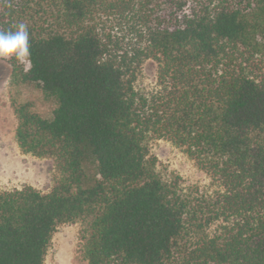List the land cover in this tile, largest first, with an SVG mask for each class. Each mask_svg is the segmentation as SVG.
Segmentation results:
<instances>
[{
	"label": "trees",
	"instance_id": "obj_1",
	"mask_svg": "<svg viewBox=\"0 0 264 264\" xmlns=\"http://www.w3.org/2000/svg\"><path fill=\"white\" fill-rule=\"evenodd\" d=\"M30 31L14 103L19 146L52 156L51 191L0 190V264H45L56 227L86 219L87 264H264V0H0ZM147 60L160 90L136 82ZM183 148L212 192L164 180L153 139Z\"/></svg>",
	"mask_w": 264,
	"mask_h": 264
},
{
	"label": "rangeland",
	"instance_id": "obj_2",
	"mask_svg": "<svg viewBox=\"0 0 264 264\" xmlns=\"http://www.w3.org/2000/svg\"><path fill=\"white\" fill-rule=\"evenodd\" d=\"M14 64L19 63L0 60V190L29 185L47 193L63 174L54 157L37 156L19 146L16 137L19 120L13 104L30 103L34 111L51 118L58 103L55 98L47 97L37 83L19 82L14 75ZM136 86L148 94L160 90L157 62L147 60L144 63ZM150 150L157 157V170L164 180L176 182L188 192L214 190L211 177L172 141L153 139ZM88 234L86 219L59 224L53 233L45 264H87L84 244Z\"/></svg>",
	"mask_w": 264,
	"mask_h": 264
},
{
	"label": "clouds",
	"instance_id": "obj_3",
	"mask_svg": "<svg viewBox=\"0 0 264 264\" xmlns=\"http://www.w3.org/2000/svg\"><path fill=\"white\" fill-rule=\"evenodd\" d=\"M30 31L26 23L20 22L12 29L0 30V60H15L25 66L31 67Z\"/></svg>",
	"mask_w": 264,
	"mask_h": 264
}]
</instances>
